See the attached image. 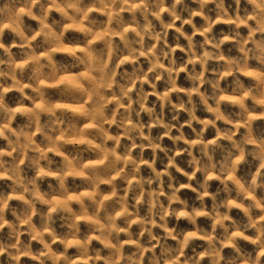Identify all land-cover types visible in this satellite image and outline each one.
Returning a JSON list of instances; mask_svg holds the SVG:
<instances>
[{"label": "clouds", "instance_id": "obj_1", "mask_svg": "<svg viewBox=\"0 0 264 264\" xmlns=\"http://www.w3.org/2000/svg\"><path fill=\"white\" fill-rule=\"evenodd\" d=\"M0 264H264V0H0Z\"/></svg>", "mask_w": 264, "mask_h": 264}]
</instances>
